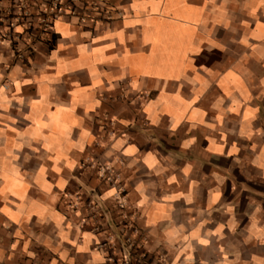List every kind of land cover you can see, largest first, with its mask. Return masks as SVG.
<instances>
[{
    "label": "crops",
    "instance_id": "crops-1",
    "mask_svg": "<svg viewBox=\"0 0 264 264\" xmlns=\"http://www.w3.org/2000/svg\"><path fill=\"white\" fill-rule=\"evenodd\" d=\"M61 1L0 38V264H264V0Z\"/></svg>",
    "mask_w": 264,
    "mask_h": 264
},
{
    "label": "built area",
    "instance_id": "built-area-1",
    "mask_svg": "<svg viewBox=\"0 0 264 264\" xmlns=\"http://www.w3.org/2000/svg\"><path fill=\"white\" fill-rule=\"evenodd\" d=\"M6 1L0 4V38L12 43L18 41L19 38V33L15 30L18 24H25L28 36L33 39L32 43L45 41L51 33L52 23L66 9L61 0H40L38 5L33 0ZM33 7H36L34 11ZM16 47L14 48L15 55L21 58L32 48V46L28 49L27 47L24 49ZM100 171L102 179L110 183L116 181L117 176L111 168L102 166Z\"/></svg>",
    "mask_w": 264,
    "mask_h": 264
},
{
    "label": "rangeland",
    "instance_id": "rangeland-1",
    "mask_svg": "<svg viewBox=\"0 0 264 264\" xmlns=\"http://www.w3.org/2000/svg\"><path fill=\"white\" fill-rule=\"evenodd\" d=\"M133 253H134V251H133ZM138 254H141L140 256H139V258L138 259H141V257L142 258H145L144 256L146 255L145 253H137V251H136V253L134 254L135 255V257H136V255H138Z\"/></svg>",
    "mask_w": 264,
    "mask_h": 264
}]
</instances>
